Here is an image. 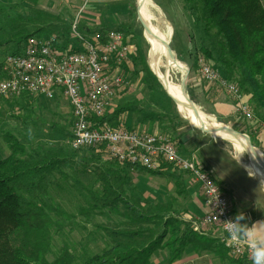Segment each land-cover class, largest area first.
Instances as JSON below:
<instances>
[{"label":"trees","instance_id":"16d2710c","mask_svg":"<svg viewBox=\"0 0 264 264\" xmlns=\"http://www.w3.org/2000/svg\"><path fill=\"white\" fill-rule=\"evenodd\" d=\"M186 3L190 6L189 11L193 16L198 15V10L202 12L207 29L215 31L220 38L217 56L208 49L202 50L207 59L205 60L217 66L225 79L238 86L245 96V104L250 106L254 116L264 120L262 1L186 0ZM73 24L71 19H63L35 8L23 14L2 9L0 73L4 74V59L9 55H22L32 38L53 37L56 39L54 47L59 51H63V44L67 46L74 42L76 46L70 51L79 50L82 42L78 36L72 34ZM77 26L83 39L99 35L104 42L108 32L122 33L126 44H134L137 47L135 64L144 60L135 42L134 24L123 23L116 28L101 23L91 27L77 23ZM1 35L4 37L1 38ZM145 70L150 76L153 75L148 66H145ZM186 90L195 102L188 88ZM127 111L128 107L122 106L114 111L111 118L106 115L102 119H96L97 123L100 126L108 123L116 125L122 121L120 115ZM154 117L160 120L169 119V116ZM168 122L173 125L170 120ZM253 130L250 126L236 128L239 133L250 136L252 145L259 148L258 137ZM6 140L13 153L0 161V264H152L153 255L160 251L168 252L171 264L181 258L191 240H199L190 225L176 213V196L167 195L163 202L153 206L144 202L129 190L127 172L130 167H122L113 162V165L98 168L96 176L99 178L102 193L94 198L96 207L118 211L123 218L99 227L109 239L108 248L83 261L70 251H64L60 256L51 259V226L54 222L43 209L41 200L47 197L48 189L56 184L58 172H63L70 164L82 165L83 161L92 162V166L98 159L92 149L75 151L66 146L45 153L38 152L32 156H21L18 155L19 151L25 150L20 148L18 141L12 136H7ZM82 151L86 152L78 159ZM179 151L184 154L181 149ZM136 169L144 171L143 173L166 175L165 170L174 168L165 164L162 170L156 173L142 168ZM216 183L221 185L219 181ZM221 187L225 190L224 186ZM183 193V189H180L178 195Z\"/></svg>","mask_w":264,"mask_h":264},{"label":"rangeland","instance_id":"374dc122","mask_svg":"<svg viewBox=\"0 0 264 264\" xmlns=\"http://www.w3.org/2000/svg\"><path fill=\"white\" fill-rule=\"evenodd\" d=\"M153 1L159 8L158 12L155 11V18L162 26L168 22L172 27L170 46L176 60L184 66L183 69H173L172 79L182 84L187 78L186 88H188V80L194 69L201 67L199 60L201 58L206 59L202 50L208 49L215 52L217 56L220 38L215 31L207 29L201 11L198 10L197 16L192 15L186 0ZM261 1L264 5V0ZM31 8L60 16L63 19H71L74 23L77 22L90 27L100 23L111 28H116L123 23L134 24L135 42L138 44L136 45L140 48V51L143 50L139 53L142 54L144 60L137 61L135 64V55L128 58L121 65L120 74L124 79V84L111 97L110 104L107 105L106 115L111 118L117 108L127 106L128 111L121 114L119 118L122 120L121 122L125 123V127L133 131H138L139 127L144 128V125L151 121H153L152 123L159 122L166 127L169 125L168 120H170L175 126L176 118H181L187 128L193 126L178 110L177 104L170 98L161 79L151 67V46L139 17L137 0H0V11L5 9L15 14H23ZM3 37L1 35V38ZM129 45L136 48L137 54V47L134 44ZM75 46L74 42H70L67 46L63 44L61 50L70 51ZM65 47L67 48L64 49ZM206 63L214 70H219L210 61H206ZM145 66L149 67L152 76L145 70ZM219 72L223 75L221 70ZM3 79V73H0V82ZM231 83L235 84L234 82ZM126 94L130 96L128 97ZM225 94L227 95L226 92ZM244 97L243 95V99ZM235 100L238 102L237 99ZM193 103L198 108L196 102L193 101ZM236 107L239 109L238 106ZM198 110L204 114L203 110L199 108ZM154 115L169 116V119L160 120L155 118ZM205 116L211 122L234 130L239 127V123H219L215 119ZM240 116L237 119L241 123L244 117ZM235 119L234 117L233 120ZM93 121L97 122V120ZM121 122L119 121L118 124ZM245 123L249 126L247 122ZM74 125L73 107L68 98L60 93H57L54 100L39 95H24L21 98L2 97L0 98V161L8 158L13 153L6 140L7 136L16 139L20 148L25 150V154L19 151L18 155L21 156H32L38 152L45 153L63 146L70 150H82L74 149L71 145ZM138 132L155 134L144 129ZM158 135L169 136L176 145L179 143V141H175L176 134L172 130H169L168 133H158ZM214 138L232 156L241 158L245 163L248 162L249 155L245 152L239 154L232 142L215 136ZM83 149H92L98 161L92 166V162L84 163V161L79 166L70 164L63 172H58L56 184L48 189L47 197L41 200L43 209L49 213L54 222L51 226L53 230L51 259L60 256L64 251L74 253L80 261L101 253L108 248L109 239L99 227L123 219L118 211L99 209L94 202V198L101 196L102 193L101 186L98 183L99 178L96 176V173L99 172L98 168L113 165L112 163L116 161L109 160L105 151L96 150L95 148ZM102 149L104 150L103 147ZM82 152L78 159L82 158L86 151ZM259 152L264 160L263 152L261 150ZM222 157L225 158L224 155ZM143 172L136 168H129L127 179L129 180L130 192L152 206L163 202L165 196L174 195L178 200L174 206L176 213L180 214V218L183 216L186 219V223L191 225L193 231L203 230V232H207L208 230H214L212 228H218L194 225L196 220L203 218L206 214L199 217H187L186 198L189 195L188 190L199 191V193L200 190L202 191L201 186L193 181L189 173L182 172L179 169H167L165 170L166 175H153ZM166 176H170V178ZM180 189L186 191V194H183L184 196L177 194ZM129 190L128 193L131 194Z\"/></svg>","mask_w":264,"mask_h":264},{"label":"built area","instance_id":"2783aa9c","mask_svg":"<svg viewBox=\"0 0 264 264\" xmlns=\"http://www.w3.org/2000/svg\"><path fill=\"white\" fill-rule=\"evenodd\" d=\"M72 34L81 39L79 50L59 51L55 38H32L22 55L7 56L4 79L0 82V97L21 98L39 95L54 100L57 93L68 98L75 116L74 149L95 148L105 151L109 160L122 166L142 168L156 173L165 164L189 173L201 186L207 207L206 215L195 221L196 226L218 227L229 257L241 264H251L249 253L226 239V221L235 217L226 191L214 181L212 172L183 156L172 138L129 130L125 123L100 126L93 120L106 115L107 105L124 84L121 65L136 55V48L126 44L122 33L111 31L104 42L99 35L83 39L75 22ZM74 48V47H73ZM200 74L208 82L217 83L228 95L237 99L241 114L255 120L239 88L199 60ZM243 99V101H242ZM264 125V120L260 121ZM104 148V150L102 149Z\"/></svg>","mask_w":264,"mask_h":264},{"label":"crops","instance_id":"0c3cea01","mask_svg":"<svg viewBox=\"0 0 264 264\" xmlns=\"http://www.w3.org/2000/svg\"><path fill=\"white\" fill-rule=\"evenodd\" d=\"M199 70L198 67L194 69L187 85L188 91L193 96L198 108L219 123L231 124L235 122L239 123V127L244 128L247 126L245 123L247 122L257 134L259 148L256 149L261 150L264 154V125L260 124L261 120L256 117L255 120L246 119L236 107L238 102L228 94L226 95L217 83L203 80ZM240 115L244 117L241 123L237 119ZM234 117L235 120H233ZM189 127L185 126L181 118H176L175 126L167 125L164 127L159 122L152 123L151 121L145 124L144 128L139 127L138 131L144 129L151 133L162 134L172 130L176 134V140L179 141L178 148L183 151V155L210 170L215 180L224 186L235 216L238 213H244L246 217L250 218L247 220L249 226L253 222L264 220V179L262 176L257 174L241 158L232 156L217 142L214 136L193 126ZM170 176L166 177L170 178ZM221 185L219 184V186ZM183 194H186V191ZM188 194L186 198L187 217L204 216L207 213V208L202 191L200 190L199 193V191L190 189ZM181 217L186 222V219ZM212 229L214 230L207 232L192 230L199 240H191L181 258L171 264H241L232 260L227 254L228 252L221 242V230L219 228ZM152 264H170L168 252H156L152 257Z\"/></svg>","mask_w":264,"mask_h":264},{"label":"bare ground","instance_id":"6f19581e","mask_svg":"<svg viewBox=\"0 0 264 264\" xmlns=\"http://www.w3.org/2000/svg\"><path fill=\"white\" fill-rule=\"evenodd\" d=\"M137 2L139 17L146 27L145 35L151 46V67L161 79L168 95L176 100L178 110L196 127H202L205 124L208 127L222 128V125L211 122L203 113H200L199 117L196 116L192 104L183 92L182 84L172 79L173 69H183L184 66L169 56L168 44L170 43L172 27L168 22L162 26L155 18V11L159 10L157 4L153 0H137ZM214 136L232 142L239 154L247 153L249 155L247 165L264 179V160L259 150L254 151L243 137L234 138L224 133H218Z\"/></svg>","mask_w":264,"mask_h":264},{"label":"clouds","instance_id":"9594fccd","mask_svg":"<svg viewBox=\"0 0 264 264\" xmlns=\"http://www.w3.org/2000/svg\"><path fill=\"white\" fill-rule=\"evenodd\" d=\"M244 213H238L226 221V239L237 248L248 251L251 264H264V220L256 221L249 226Z\"/></svg>","mask_w":264,"mask_h":264},{"label":"water","instance_id":"95a60500","mask_svg":"<svg viewBox=\"0 0 264 264\" xmlns=\"http://www.w3.org/2000/svg\"><path fill=\"white\" fill-rule=\"evenodd\" d=\"M142 25L144 27V29L146 30V27L144 25V23L142 22ZM168 53H169V56L170 58H172L175 62H177L176 58H175V55H174V52L170 46V43L168 44ZM186 80L187 78H185L184 82H182V89H183V92L187 95L188 97V100L190 101V103L192 104L193 106V109L195 111V114L196 116H200V111L198 110V108L196 107V105L193 103V101L189 98L188 94H187V91H186ZM170 98L176 103V100L173 99L171 96ZM194 126V125H193ZM195 128L201 130L202 132H205L207 134H211V135H216L218 133H224V134H227L231 137H234V138H241L243 137L244 139H246L248 141V144L249 146L254 150L256 151L257 149L252 145V142H251V139L248 135L246 134H241L239 133L238 131L234 130L233 128H230V127H226V126H223L222 128H218V127H208L206 126L205 124L202 125V127H196ZM263 170H264V162H263Z\"/></svg>","mask_w":264,"mask_h":264}]
</instances>
